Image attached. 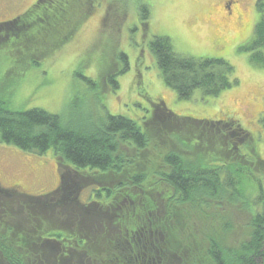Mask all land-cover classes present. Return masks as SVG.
Listing matches in <instances>:
<instances>
[{"label":"trees","instance_id":"16d2710c","mask_svg":"<svg viewBox=\"0 0 264 264\" xmlns=\"http://www.w3.org/2000/svg\"><path fill=\"white\" fill-rule=\"evenodd\" d=\"M48 1L39 0L19 18L1 23L0 45L16 39L28 50L31 44L45 46L49 39L38 29L48 25L52 43L72 32L84 11L73 23L75 11L59 9L45 13L48 21L39 16L40 28L25 22ZM147 18L141 15L145 25ZM241 49L264 66L263 15L254 38ZM149 50L180 99L191 98L197 89L216 96L238 84L229 61L181 55L168 36H153ZM113 62L104 77L116 90L130 62L122 51ZM104 113L78 126L42 108L11 110L0 98L1 142L37 154L52 149L63 172V185L53 193H7V211H0V264H264V181L255 173L264 171V160L237 120L207 122L165 110L161 119L153 114L143 131L133 119ZM180 128L187 132L184 140ZM195 132L202 139L197 151L190 144ZM243 146L249 153H240ZM88 177L94 189L84 202L77 196ZM109 178L116 180L113 187ZM245 179L254 183L249 189ZM227 209L239 216L226 219ZM196 213L207 221L198 230L188 224Z\"/></svg>","mask_w":264,"mask_h":264},{"label":"rangeland","instance_id":"374dc122","mask_svg":"<svg viewBox=\"0 0 264 264\" xmlns=\"http://www.w3.org/2000/svg\"><path fill=\"white\" fill-rule=\"evenodd\" d=\"M35 1L0 0V24L19 18ZM58 9L75 11L72 23L84 11L81 21L60 42H50L53 33L48 25L38 29L44 33L43 38L49 39L45 46L35 48L31 44L28 50L15 43L16 39L0 45V98L6 99L9 109L42 108L78 126L87 125L93 117H104L106 112L133 119L143 131H147L146 123L153 114L161 119L165 110L207 122L231 117L251 135V145L264 160V66L253 63L250 53L241 49L254 38L255 25L264 16V0H49L32 14L34 19L27 17L25 22L31 21L33 27L40 28L39 16L56 13ZM142 14L148 17L146 25ZM45 15L50 20V14ZM155 35L168 36L181 55L229 61L238 84L216 96H205L197 89L191 98L180 99L160 76L149 50ZM120 51L128 55L130 68L118 77L119 88L113 90L104 76ZM87 77L92 80H86ZM180 129L178 136L184 140L187 132ZM191 137L192 149L200 150V134L195 132ZM241 151L245 154L250 149L243 146ZM255 173L256 178L264 181L263 170L257 169ZM62 175L52 149L37 154L0 140L1 213L7 211V193L23 191L45 196L63 185ZM109 179V186L113 187L116 180ZM85 182L88 183L77 197L87 202L94 189L89 182L95 181L88 177ZM244 182L247 186L254 184L250 179ZM54 213L57 214L55 210ZM238 216L237 210L227 209L225 218ZM56 217L60 224V216ZM7 219L12 222L9 216ZM134 221L132 215L130 222ZM205 222L198 214L188 220L190 229L196 230ZM49 225L44 221L45 227Z\"/></svg>","mask_w":264,"mask_h":264},{"label":"flooded vegetation","instance_id":"af4514ba","mask_svg":"<svg viewBox=\"0 0 264 264\" xmlns=\"http://www.w3.org/2000/svg\"><path fill=\"white\" fill-rule=\"evenodd\" d=\"M38 1H39V0H36V1L34 2L33 5H36V3H38ZM232 1H237V2H239L240 0H232ZM243 3H244V2H243ZM228 8H229V6H228Z\"/></svg>","mask_w":264,"mask_h":264}]
</instances>
